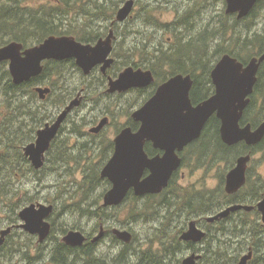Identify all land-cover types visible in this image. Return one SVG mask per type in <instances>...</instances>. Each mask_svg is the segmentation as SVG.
Masks as SVG:
<instances>
[{"label": "trees", "instance_id": "obj_1", "mask_svg": "<svg viewBox=\"0 0 264 264\" xmlns=\"http://www.w3.org/2000/svg\"><path fill=\"white\" fill-rule=\"evenodd\" d=\"M37 1L9 0L8 2H0V47L11 41H18L25 46H30L42 42L50 35L64 34L75 36L77 40L82 42H95L105 35L106 25L99 23L97 28L92 26L93 22L98 20L99 16L104 18L103 23L111 20H105V17L110 15L114 17L118 8V2L111 1L117 5L114 7L116 9L113 8V11H109L107 7L101 11H96L95 0H53L50 3H42L39 7L30 4ZM142 1L138 0L137 3ZM197 1L194 3L193 0V3L184 9L180 8L182 2L177 1L180 5L171 7L177 15L172 22L167 23L162 22L156 15V11L161 9L160 7L146 4L148 7H143L141 19L144 20L145 25L153 26L159 33V41L152 42L142 30H137L135 36H140V39L134 49L132 47L131 50L123 42L114 49L113 54L116 63L109 70L111 75H116L123 67L129 65L150 69L155 73L156 82L152 87L146 90H136L142 95L143 103L153 95L154 87L162 81L164 69H167L171 75L174 73L191 74L194 79L192 100L198 102L211 95L212 80L210 73L222 55L230 54L240 61L246 62L249 58L258 56L264 51V33L260 32L244 37L239 45L229 44L231 37H226V35L240 28L246 19L239 21L230 15L223 14V19H218L212 23L209 19L205 21L201 16L205 6H203L202 1ZM25 3L26 5H24ZM262 8L264 9V0H258L248 18H257V14ZM73 14H76L78 19H70ZM82 17L85 20L80 22ZM64 21H68V23ZM250 28V26H245L247 30ZM165 34H168L169 37L165 38ZM159 36L164 37V40ZM221 36L224 41L228 42L229 47L225 43H216ZM170 39L172 40L171 43L169 42ZM212 59L214 60L212 61ZM6 65V62L0 65V68L1 66L4 68L0 73V97L4 100L6 109L3 117H0V210L6 211L5 218L1 220L2 223H15L18 219L19 209L30 199H33V196L28 195L22 188L16 187V182L25 176V172L39 174L47 166L53 173L57 174V177L62 178H58V185L62 195H68V200L54 201L57 214H59V209H63V211L70 209L71 213L78 212L81 216L102 220L109 210H118L133 204V209L128 212L130 219L141 220L142 216L148 215L161 223L160 227L155 229L154 237L146 248L140 251L133 250L134 243L138 240L137 234H134L133 242L130 244L123 243L124 248L115 257L105 255L99 249L98 243L88 241L82 246H70L64 243L61 236L70 229H78L79 226L76 224L63 225L65 224L63 223L60 237L57 236V243L50 253L48 263L43 262L44 252L40 249L42 245H38L39 250L33 256L30 247L25 245L23 249L21 244H18L17 238L13 236L1 250L3 253L0 254V264L13 263L12 257L19 249H21L24 264H182L177 255L180 251L192 247V243L181 241L180 235L186 229V223L192 216L205 220L206 215L216 213L225 205L233 203L254 204L264 197V178L252 182L251 176H249L246 187L234 195L227 194L222 187L221 194H219L208 189H197L195 185L182 186L174 178L162 194L137 197L133 193H129L122 205L113 208L102 206L103 191L92 200L88 201L82 198L75 202L79 190L86 191L88 194L94 191L99 184L111 185L108 180H103L98 173L92 176L89 165L84 167L81 180L74 178L75 181L70 179L66 181L63 178L64 173L68 171H70V176H74L73 165H80L83 160L89 161L91 159L88 152L96 149V146L93 145L98 141L96 135L88 134L89 139L87 141L78 142L74 146L69 143V138L74 137V133L81 132L82 124L87 123L89 125L91 122L83 118L79 122L72 121L71 123L74 125L69 129L68 126H64L63 132L69 135L62 134L57 138L58 140L53 143L52 148L47 153L45 166L40 170L34 169L28 158L24 156L22 147L32 141L38 128L55 114L48 111L42 114L39 108L35 107L33 99L36 100L38 97L34 91L35 86L44 82L51 85V94L48 95L47 99L54 97L57 113L83 87H85L86 92L89 89V85L83 86L85 83L82 84V82L67 86L71 74L70 69L79 70L83 79L90 78L93 74L90 76L83 75L74 59L52 60L46 62L42 76L16 85L13 83ZM97 78L99 79L98 84L103 87L100 94L104 97L101 99L105 101L107 96H110L105 93L107 81L101 77V74ZM27 95L31 96V101L26 100ZM109 105L111 104H108L102 112L103 116H110ZM253 110H256L257 114H252ZM97 118V115L94 116L93 123L96 122ZM263 119L264 64L260 69L255 93L243 118V123L251 122L253 126H256ZM214 122L217 125L215 120L212 121L211 126L204 130L201 138L195 144L197 146L195 167H210L212 164L225 162L230 169L240 154L249 152L256 154L264 151V139L255 146L225 145L221 141L218 127ZM129 124L136 128L135 122L130 121ZM119 130L120 128H118ZM97 147L98 149L101 148L100 145ZM106 149L110 151L111 155L113 151L111 140L108 141ZM150 150L151 148H148V152ZM232 158H234L233 161H231ZM250 186L253 189L251 194L241 197L243 190ZM23 196L28 198L23 199ZM69 199L72 200L71 206H66L67 202L71 201ZM178 219L179 225L176 226L175 231H171L170 226ZM224 223H230L229 228H222L218 232L224 233L225 239V236L218 237V232L213 233L211 231L210 225L212 224H207L208 234L202 242L206 246L199 248L204 252V257L199 264H229L224 260L229 252V258L234 261L232 264H237L242 255L241 252L247 246H250L255 254H259L264 246V224L257 218L254 219L251 214L244 210L238 211L226 220L215 222L213 225H224ZM168 229L171 232H168ZM55 232V223L53 222V230L49 238H53ZM23 234L28 238H34L25 232H22ZM235 238L239 240L235 243L236 245L239 244L237 247L232 243ZM156 244L157 246H155ZM261 259V264H264V254Z\"/></svg>", "mask_w": 264, "mask_h": 264}, {"label": "water", "instance_id": "obj_2", "mask_svg": "<svg viewBox=\"0 0 264 264\" xmlns=\"http://www.w3.org/2000/svg\"><path fill=\"white\" fill-rule=\"evenodd\" d=\"M258 0H226V13L238 14V19L247 17ZM135 6V0H127L117 12V22L129 18ZM114 30L105 38H100L96 44L83 43L70 35H50L43 42L24 48V44L11 41L0 47V64L8 62V69L14 84L19 85L41 75L46 60L75 59L76 64L85 75L101 65L102 72L114 63L111 57L113 51ZM264 62V52L259 57H253L244 64L230 54H224L211 72L216 92L211 97L192 105L190 91L193 86L191 75L177 74L158 86L155 94L140 108L132 113V118L140 122V127L134 131L132 127H124L115 137V150L112 157L101 170V177L111 182V187L103 196V206H118L126 199L133 189L136 196L158 194L169 186L173 174L181 167L182 159L177 151L183 150L189 143L200 138L207 121L213 116L221 120V138L228 146L244 141L249 146H255L264 139V121L255 129L251 124L241 126L240 120L244 109L250 103L249 96L253 93L257 75ZM151 70L125 68L116 79L109 77V93L126 92L132 88H145L154 82ZM35 91L41 99H46L51 92L50 87L38 86ZM82 102L81 92L60 112L54 123H46L38 130L36 141L23 147L25 156L33 167L41 169L45 164L46 153L52 141L58 135L68 115ZM109 122L108 117L100 120L90 132L99 133ZM147 141L154 148L164 152L163 155L150 157L145 150ZM251 154L237 158L235 166L227 173L225 191L228 194L238 192L247 181L248 164ZM149 173L145 176V172ZM253 205L236 203L229 205L220 212L208 216L209 222L223 220L231 213L239 210L251 211ZM264 222V198L257 203ZM53 204L31 203L23 207L19 216L20 225L29 234L39 236V242H44L51 233V223L48 218L54 212ZM11 227L2 230L0 247L4 244ZM113 234L125 243H131L133 233L126 229L113 228ZM105 234L102 228L93 238L96 242ZM206 232L192 220L189 227L181 235L185 241L199 242ZM70 246H82L87 236L80 230H70L62 238ZM253 250L242 255L238 264H249L253 259ZM202 255L193 253L185 257L182 264H196Z\"/></svg>", "mask_w": 264, "mask_h": 264}, {"label": "rangeland", "instance_id": "obj_3", "mask_svg": "<svg viewBox=\"0 0 264 264\" xmlns=\"http://www.w3.org/2000/svg\"><path fill=\"white\" fill-rule=\"evenodd\" d=\"M9 0H0V2H8ZM53 0H38L36 3H30L32 5H35L36 7H39L42 3H50ZM96 5L94 6L96 11H101L103 9L109 8V11H113L115 6H117L115 3L118 2V7H121L124 5L122 3L123 0H95ZM111 1H115V3H111ZM138 1V0H137ZM142 1V0H141ZM144 1V2H143ZM141 3L135 2V12L133 17L130 21H125L122 24H117L119 28V35L117 40V47H119V44L121 42L126 43L127 47H130L132 50L136 47V43L139 41L140 36H135V32L137 30H142L145 34V36L148 35L149 39L152 42L159 41L158 39V32L153 28L151 25H145L146 23L144 20L141 19V15L143 14L142 9L143 7H148L146 4H151L153 7H160L161 9L156 11V15L159 17V19L162 22H172L176 17V12L174 9H172V6L180 5L179 3L182 2L181 9H184L185 7H188L190 4L193 3V0H143ZM177 1L179 3H177ZM202 1L203 6H205V9L201 12V16L203 20H210V22L217 21L218 19H223V14L225 13L226 9V3L223 0H199ZM87 2V1H85ZM140 2V1H139ZM170 2V3H169ZM197 0H194V3H197ZM141 4V5H140ZM26 5V3L24 4ZM170 7V9H168ZM114 8V9H113ZM142 11V12H141ZM257 18H248L246 19L233 33H236L235 35L233 33H228L226 37H231L229 44H237L239 45L242 42V39L249 35H254L255 33H264V9H260ZM107 16V15H106ZM101 17V18H100ZM70 19H78V16L76 14H73ZM108 19H115V16L111 17H105V20ZM85 19L82 17L80 22H83ZM104 18L102 16H99L98 20L94 21L92 26L98 28V24H102ZM110 21V20H108ZM67 22L68 21H64ZM106 22V21H105ZM121 23V22H117ZM106 25V23H103ZM102 27V25H99ZM245 26L251 27L249 30L245 29ZM100 28V27H99ZM126 33V37H125ZM231 35V36H230ZM72 36V35H70ZM75 37V36H74ZM162 40H164V37H169L168 34H165L164 37L159 36ZM237 37V39H235ZM76 38V37H75ZM169 42L171 43L172 40L170 39ZM216 43H225L228 45L227 41H224L221 38L216 41ZM123 45V46H124ZM31 46V45H30ZM227 47V48H228ZM113 58H115V55H112ZM214 59H212L213 61ZM7 63V62H6ZM1 65V64H0ZM7 69H8V63H7ZM125 67H123L124 69ZM4 68L1 66L0 73ZM71 74L69 77V82L67 83L69 86L70 84L76 85V82H82L84 84L83 86L89 85V89L85 94L82 93L83 96H86L83 100V103L81 106H79L77 109L74 110L71 118L66 121L65 124H67L68 129L74 125L71 122H79L83 118H85L87 121L91 122L88 126L86 124H82V130L86 128V130L89 128L90 125L98 123L101 118H103L102 112L107 108L108 104L111 113L109 115L112 117L111 124L106 126L104 131L96 136V143L93 144L96 146L95 150L89 151L91 159L89 161L83 160L80 165H73L72 168L74 169V176H70V171L65 172L63 178L67 181L70 179L71 181H75L74 178L77 180H81L83 178L82 172L84 170V167L89 165L90 174L94 176L96 173L99 174L101 177V170L104 167V165L107 163L109 158L111 157L110 151L106 149L107 143L110 140H113L115 135L118 132V128L123 127L125 124L129 122L131 119V113L138 109L143 104L142 95L140 93H137L136 91L130 92L128 94H123L121 96L119 95H110L107 91V86L105 88V93L110 95L107 96V98L102 100L101 98L104 97L100 94V91L103 89L102 86L98 84L99 79L97 76H99L100 72L95 71L93 72V76L87 79H83L81 77V73L77 69H70ZM46 86V85H42ZM77 95V94H76ZM76 95L74 97H76ZM74 97L72 99H74ZM26 100L31 101V96L27 95ZM25 100V101H26ZM4 100L2 97H0V117H3V113L6 111L4 106ZM33 102L35 103V107H38L39 110L42 112V114L45 111H48L51 114H57L56 113V105L54 104V97L48 98L47 100H42L39 97H37L36 100L33 99ZM53 112V113H52ZM97 115V120L95 123H93L94 116ZM89 132V130H87ZM67 133L68 130H67ZM69 135V134H65ZM89 137H83L79 139L78 141L82 143L83 141H87ZM76 141L75 136L69 138V143L71 146H74L78 143ZM98 145H100V149H98ZM77 148V147H76ZM241 149V148H240ZM112 154V153H111ZM110 155L109 158H107ZM252 160L250 162V176L252 182L258 180L259 178H264V151H260L257 154H254L252 156ZM234 158H232L231 161H233ZM46 164V163H45ZM235 163H233L234 165ZM195 164L193 165V168L190 169H182L179 172V181L183 186H190L195 185L197 189H208L212 191H216L219 194H221V187L224 190V184H225V177L227 172L229 171V167L227 163L225 162H219L216 164H212L210 167H195ZM182 173H184V178L182 177ZM58 178L56 173H53L50 168H47L39 174H35L33 172H25V176L16 182V187L22 188L24 192H26L28 195L33 196V199H30L26 204L23 206L29 205L30 203H51L54 206L56 205L54 201L59 200H68V195H62L60 187L58 185ZM62 179V178H59ZM103 179V178H102ZM105 180V179H103ZM108 180V179H106ZM109 181V180H108ZM111 184V183H110ZM253 185V183H252ZM111 187V185H102L99 184L98 187L95 188L94 191L89 192L88 194L86 191L79 190L75 197V202L80 201L82 198L89 200H92L94 198H97L99 194L103 191L105 193L107 190ZM248 187V186H247ZM88 189V187H85ZM106 190V191H105ZM252 186L249 188L243 190L241 197L247 196L249 193L252 192ZM104 195V194H103ZM28 198L27 196H23V199ZM158 199V198H156ZM71 200V199H69ZM103 203V199L101 200ZM258 201V200H257ZM72 200L68 201L66 206H71ZM22 206V207H23ZM226 206V205H225ZM223 206V208L225 207ZM21 207V208H22ZM56 207V206H55ZM21 208L19 210H21ZM133 209V204L128 205L127 207L118 209V210H109L106 217L102 220L93 219L87 216H81L80 213L74 212L71 213L70 209H67L65 211L59 209V214L54 211L53 215L50 217V219L55 223V235L53 238H48L44 243L39 244L37 238H28L25 234H21V237L17 236L18 244H21L22 248L24 249V246L30 247L31 254L34 256L39 250L38 245H42V252H44V263H48L50 260V253L54 247V245L57 243V239L60 237L61 232V225H69V224H76L79 226L78 230H82L86 234H89L90 236H95L99 233L101 225H103L106 228V236L98 242L99 249L107 256L109 257H115L123 248V243L115 238V236L112 234L111 230L114 227L119 228H127L132 230L134 234H137L138 240L134 243L133 250L140 251L141 249L146 248L152 237H154L155 229L160 227V221L157 219H154V217L151 216H142L141 220H135L130 219L128 217L129 210ZM56 210V209H55ZM5 210H0V225L2 223V219L5 218ZM57 214V215H56ZM209 216L211 214H208ZM207 216V215H206ZM205 216V217H206ZM197 218L192 216L191 219ZM190 219V220H191ZM188 220V222L190 221ZM188 222L186 224H188ZM262 222V221H261ZM208 223L205 220H203L202 224L200 226L206 230ZM179 225V219L170 226L171 231L176 230V226ZM70 226V225H69ZM230 223H224V225H210L211 231L213 233L218 232L219 230H222V228H229ZM72 230V229H70ZM76 230V229H73ZM168 229V232H171ZM69 231V230H68ZM224 233L218 232V237L225 236ZM226 236L224 237V239ZM228 238V235H227ZM155 240V239H154ZM238 238L233 239L232 243H234V246H239V244H235L238 242ZM157 246V244L155 245ZM205 247V243H200L199 248ZM250 250V246H247L241 253L242 255L247 253V251ZM206 253V252H205ZM187 249L182 250L178 253L177 257L182 259L188 255ZM237 254V253H236ZM264 254V246L259 251V254H255V258L251 264H261L262 259L261 256ZM230 252L228 255L224 258L226 262L229 264H232L234 261L229 258ZM241 255V256H242ZM240 256V257H241ZM23 255L21 253V249H19L16 254L12 257V261L14 264H24L22 262ZM10 263L9 264H13ZM238 263V262H237ZM6 264V263H2Z\"/></svg>", "mask_w": 264, "mask_h": 264}, {"label": "flooded vegetation", "instance_id": "obj_4", "mask_svg": "<svg viewBox=\"0 0 264 264\" xmlns=\"http://www.w3.org/2000/svg\"><path fill=\"white\" fill-rule=\"evenodd\" d=\"M127 0H123L122 1V3H125ZM225 3H226V0H223ZM135 2H137V0H135ZM258 2V1H257ZM255 7V6H254ZM120 7H118L117 8V10H116V12H115V19H111L110 21H106L105 23H106V27H105V35L104 36H102L101 38H105L109 33H110V31L111 30H114V34H115V39H114V41H113V43H114V49L116 48V46L118 45L117 44V40H118V35H119V28H120V26L118 27L117 26V24H122V23H124V22H121V23H117L115 20H116V15H117V12H118V9H119ZM254 9V8H253ZM253 9H252V11H253ZM252 11L250 12V14L252 13ZM134 12H135V10L133 11V13H131V15L129 16V18L126 20V22L127 21H130L131 20V18L133 17V15H134ZM250 14L247 16V17H245V18H242V19H238V17H237V15L238 14H227V15H230V16H232L233 18H235V19H237V20H239V21H241V20H244V19H247L249 16H250ZM103 24V23H102ZM97 41H95V42H85V43H92V44H95ZM32 46V45H31ZM27 47H30V46H25L24 45V48H27ZM264 52V51H263ZM262 52V53H263ZM113 53H114V50H113ZM113 53H112V55H113ZM261 53V54H262ZM260 54V55H261ZM260 55H258L257 57H259ZM254 57H256V56H254ZM253 58V57H252ZM220 59V58H219ZM219 59L216 61V63L214 64V66H213V68H212V70L214 69V67L216 66V64H217V62L219 61ZM238 59V58H237ZM75 60V59H74ZM239 60V59H238ZM251 60V58H249L246 62H242L243 64H244V66H246L248 63H249V61ZM49 61H52V60H46V61H44L43 62V64H44V68H45V64H46V62H49ZM54 61H58V60H54ZM240 61V60H239ZM76 62V61H75ZM116 63V58H115V61H114V63L111 65V67H109L108 69H107V71H106V73H104V72H102V70H101V65H98V66H96L94 69H93V71H92V73L90 74V75H92L93 74V72H95V71H98V72H100V74H101V77H104L105 79H106V86H107V88H108V82H109V77H111L112 79H116V78H118V76H119V74H120V72L122 71V70H124V69H122L121 71H119L116 75H111L110 73H109V70L114 66V64ZM264 64V62L261 64V66H260V68H259V71H258V75H259V72H260V69H261V67H262V65ZM129 66H133V65H129ZM126 67H128V66H126ZM125 67V68H126ZM134 67V66H133ZM135 69H138V68H136V67H134ZM142 69H144V68H142ZM144 70H149V69H144ZM212 70H211V72H212ZM82 71V70H81ZM152 71V70H151ZM44 72V71H43ZM82 73H83V71H82ZM152 73H153V75H154V82L151 84V85H149V86H147V87H145V88H132V89H129L128 91H126V92H115V93H109V92H107L108 94H110V95H119V96H121V95H123V94H128V93H130V92H133V91H136V90H139V89H142V90H146V89H149L150 87H152L153 86V84L156 82V75H155V73L152 71ZM43 74V73H42ZM42 74L41 75H39V76H37V77H40V76H42ZM177 74H183V73H174L173 75H171V74H169L168 73V70L167 69H164V71H163V75H162V81L158 84V86L159 85H161V84H163V83H165L166 81H168L171 77H173V76H175V75H177ZM83 75H84V73H83ZM90 75H88V76H90ZM184 75H191V74H184ZM258 75H257V77H258ZM37 77H34V78H37ZM34 78H32V79H34ZM210 78H211V80H212V77H211V73H210ZM31 79V80H32ZM192 79H193V77H192ZM212 82V90H211V95L209 96V97H211L212 95H214L215 94V92H216V87H215V85H214V83H213V80L211 81ZM257 82H258V79H257ZM257 82H256V84H255V87H254V91H253V93L249 96V98H250V103L247 105V107L244 109V111H243V115H242V117H241V120H240V124H241V126H246L247 124H251L252 125V128L253 129H255L256 127H258L263 121H264V119L263 120H261L260 122H259V124H257L256 126H253V124L251 123V122H246V123H243V118H244V116H245V114H246V112H247V110L249 109V106L251 105V102H252V96L254 95V93H255V88H256V86H257ZM42 85H46V86H43V87H50L51 88V85L48 83V82H44V83H41V84H38V85H36L35 86V88L36 87H38V86H42ZM158 86H155L154 87V93L156 92V90H157V88H158ZM35 88H34V91H35ZM193 88H194V79H193V86H192V88H191V91H190V98H191V101H192V105L193 106H197L199 103H201L202 101H204V100H201V101H198V102H194L193 100H192V91H193ZM85 91H86V89H85V87H83L80 91H78V93H77V95L76 96H78L79 95V93L81 92V95H82V93H84L85 94ZM36 92V91H35ZM37 93V92H36ZM154 93H153V95H154ZM38 94V93H37ZM49 94H51V92L49 93ZM48 94V95H49ZM48 95H47V97H48ZM38 97H39V95H38ZM82 97H83V100H84V98H85V96H83L82 95ZM152 97V96H151ZM150 97V98H151ZM208 97V98H209ZM75 98V97H74ZM149 98V99H150ZM47 99V98H46ZM45 99V100H46ZM207 99V98H206ZM205 99V100H206ZM42 100H44V99H42ZM72 100V99H71ZM70 100V101H71ZM69 101V102H70ZM68 102V103H69ZM67 103V104H68ZM82 103H83V101H82ZM66 104V105H67ZM66 105L57 113V114H54V116L53 117H51V119H48L41 127H39L38 128V130L39 129H41L42 127H44L45 125H46V123H54L55 122V120L57 119V117H58V115L60 114V112L66 107ZM77 109V108H76ZM75 110V109H74ZM73 112L74 111H72L69 115H68V117H67V119H66V121H68L70 118H71V116H72V114H73ZM252 114H257V111L256 110H253V112H252ZM102 115H104V114H102ZM106 116V115H105ZM104 117V116H103ZM108 118H109V123H108V125L109 124H111V121H112V117L111 116H107ZM216 121V123H217V125L215 124V122H214V124L216 125V127H218V131H219V135H220V138H221V133H220V129H221V120L217 117V115L215 114V115H213L208 121H207V123H206V125H205V127H204V129H203V132H204V130L207 128V127H209V126H211V123H212V121ZM130 121H133V122H135L132 118L129 120V122L127 123V124H125L123 127H120V130L117 132V134L124 128V127H126V126H130V127H132L129 123H130ZM66 123V122H65ZM64 123V125L62 126V128L60 129V131H59V133H58V135L56 136V138L52 141V143H51V147H50V149L52 148V145H53V143L56 141V140H58L57 138L59 137V136H61L62 134H65L64 132H63V128H64V126H67V124H65ZM98 123H95V124H92V125H90L89 126V128L87 129V130H89V132L86 130V128H84L83 130H81V132H79V133H74L73 134V136H75V138H76V141H78L79 139H81V138H83V137H88L89 135H96V136H98L99 134H101L105 129H102L99 133H92V132H90V129L92 128V127H94V126H96ZM135 124H136V128L135 127H132V129L134 130V131H137L138 129H139V127H140V122H135ZM107 125V126H108ZM88 126V125H87ZM83 127V126H82ZM38 130L36 131V133H35V135H34V139L32 140V141H29L28 143H26V144H29V143H31V142H34V141H36V138H37V133H38ZM203 132H202V134H203ZM89 134V135H88ZM116 134V135H117ZM116 135H115V137H116ZM202 136V135H201ZM201 136H200V138H201ZM114 137V138H115ZM200 138H198V139H196V140H194L193 142H191V143H189L183 150H181V151H177V153H178V155L180 156V158L182 159V163H181V167L173 174V176H172V178H171V180H170V183H169V185L171 184V181L175 178V179H177V182H179L180 183V181H179V179H178V177H179V172H180V170H182V169H189V171H190V169H192L193 168V165L195 164V162H196V158H197V146H195V144H196V142L200 139ZM112 142H113V151H112V154H111V157H112V155H113V153H114V150H115V142H114V139L113 140H111ZM221 141H222V138H221ZM263 141V140H262ZM261 141V142H262ZM79 142V141H78ZM84 142V141H83ZM223 142V141H222ZM260 142V143H261ZM224 143V142H223ZM25 144V145H26ZM225 144V143H224ZM238 144H245V145H247L244 141H242V142H239V143H237V144H235V145H238ZM225 145H227V144H225ZM235 145H233V146H235ZM228 146V145H227ZM247 146H249V145H247ZM148 148H151V150H150V152H148ZM49 149V150H50ZM49 150L47 151V153L49 152ZM145 150H146V152L148 153V155L150 156V157H153V156H156V155H163L164 154V152L162 151V150H160V149H156V148H154V146H153V143L151 142V141H147L146 142V144H145ZM47 153H46V157H47ZM245 154H251V160H252V156L254 155V154H252V153H244V154H240L239 156H241V155H245ZM257 154V153H256ZM24 156H25V154H24ZM239 156H237V158L239 157ZM26 157V156H25ZM27 158V157H26ZM237 158H236V161H237ZM251 160H250V162H251ZM236 161H235V164H236ZM189 162V163H188ZM250 162H249V164H248V170H247V181H246V184L239 190V191H241L244 187H246V185L248 184V179H249V176H250ZM235 164L233 165V167L235 166ZM233 167H231L230 169H229V171L233 168ZM42 169V168H41ZM228 171V172H229ZM227 172V173H228ZM149 172L148 171H146L145 172V176L148 174ZM182 175V177L184 178L185 176H184V173H182L181 174ZM227 175V174H226ZM225 181H226V177H225ZM181 184V183H180ZM182 185V184H181ZM225 185V184H224ZM183 186V185H182ZM169 187V186H168ZM167 187V188H168ZM167 188H165L162 192H160V193H158V194H146V195H159V194H162ZM110 189V188H109ZM224 189H225V186H224ZM108 190V189H107ZM238 191V192H239ZM238 192H236V193H238ZM129 193H133L134 194V191H133V189L132 190H130V192ZM129 193H128V195H129ZM236 193H234V194H236ZM228 194V193H227ZM233 194V195H234ZM127 195V196H128ZM135 195V194H134ZM146 195H144V196H146ZM104 196V195H103ZM136 196V195H135ZM137 197H142V196H137ZM127 198V197H126ZM103 199V198H102ZM262 199V198H261ZM126 200V199H125ZM124 200V201H125ZM123 201V202H124ZM259 201V200H258ZM258 201L257 202H254V204H249V205H253V206H255V208H253V210H251V211H245L246 213H249V214H251L252 215V217L255 219V218H257L260 222L262 221V214H261V212L258 210V208H257V203H258ZM37 203H39V202H37ZM46 204H48V203H46ZM49 204H51V203H49ZM123 203H121L120 205H122ZM120 205H118V206H120ZM229 205H231V204H228L227 206H225L224 208H222V209H220V210H218L216 213H218V212H220L221 210H223V209H225L226 207H228ZM102 206H103V203H102ZM23 207H25V206H23ZM22 207V208H23ZM55 207V206H54ZM103 207H105V206H103ZM113 207H117V206H108V207H105V208H113ZM21 208V209H22ZM56 209V208H55ZM55 209H54V211H55ZM243 210V209H242ZM241 210V211H242ZM240 211V210H239ZM19 212H20V210H19ZM19 212H18V219H17V221L15 222V223H7L6 224V222H4L3 224H1L0 225V235H1V232H2V230H4V229H6V228H8V227H11V232L6 236V239H5V242H4V244L0 247V254L1 253H3V251L1 252V250L4 248V246H5V244L7 243V241L8 240H11V238L14 236L15 238L17 237V236H19V237H21V234H22V232H25V233H27V234H29L28 232H26L20 225L22 224V220L20 219V216H19ZM238 212V211H237ZM54 213V212H53ZM216 213H214V214H216ZM235 213V212H234ZM234 213H231V215L232 214H234ZM214 214H211V215H214ZM53 215V214H52ZM51 215V216H52ZM230 215V216H231ZM50 216V217H51ZM209 215H207L205 218H207ZM229 216V217H230ZM50 217L48 218V220L50 221V223H51V226H52V229H51V232H52V230H53V222H52V220L50 219ZM229 217H227V218H229ZM227 218H225V219H223V220H226ZM192 220H195L196 222H197V226L199 227V228H201V229H203L205 232H206V236L202 239V241H199V242H193V241H185V240H182L181 239V235L183 234V232L184 231H186L187 229H188V227H189V223L192 221ZM223 220H219V221H215V222H220V221H223ZM202 219H200V218H193V219H191L189 222H188V224H186V229L182 232V234L180 235V240L181 241H183V242H191L192 243V247H190V248H188L187 249V251H188V255H186L185 257H187V256H189V255H191V254H193V253H196V254H200V255H202V258H200L199 260H197V263L196 264H199V262L203 259V257H204V252L203 251H201L200 249H199V247L198 246H200V243H202L203 241H204V239L207 237V234H208V232H207V230H205L204 228H202L201 226H200V224H202ZM206 221H207V219H206ZM208 223H211V224H213V223H215V222H209V221H207ZM104 229L105 230V234H104V236L100 239V240H102L105 236H106V228L103 226V225H101V227H100V231H101V229ZM115 228V227H114ZM117 228H119V227H117ZM113 229V228H112ZM120 229H126V230H129V231H131L132 232V230H130V229H127V228H120ZM73 230V229H72ZM76 230H78V229H76ZM70 231V230H69ZM80 231H82V230H80ZM100 231H99V233H100ZM68 232V231H67ZM66 232V233H67ZM83 232V231H82ZM111 232H112V230H111ZM65 233V234H66ZM86 236H87V241L86 242H88V241H90V242H92V243H98L100 240H98V241H96V242H94L93 241V238L95 237V236H97V235H95V236H90L89 234H86L85 232H83ZM133 233V232H132ZM64 234V235H65ZM112 234H113V232H112ZM29 235H31L32 237H34V238H37L38 239V243L39 244H41L40 242H39V236L37 235V234H35V235H32V234H29ZM50 235H51V233H50ZM50 235H49V237H50ZM64 235L63 236H61V239L64 237ZM114 235V234H113ZM115 236V235H114ZM48 237V238H49ZM47 238V239H48ZM115 238H117L116 236H115ZM46 239V240H47ZM118 240H120L119 238H117ZM133 239H134V233H133ZM45 240V241H46ZM44 241V242H45ZM62 241H63V239H62ZM122 243H125V242H123L122 240H120ZM44 242H42V243H44ZM85 242V243H86ZM132 242H133V240H132ZM131 242V243H132ZM65 243V242H64ZM84 243V244H85ZM125 244H130V243H125ZM184 257V258H185ZM183 258V259H184ZM183 259H182V261H183ZM182 263V262H181ZM51 264V263H50Z\"/></svg>", "mask_w": 264, "mask_h": 264}]
</instances>
